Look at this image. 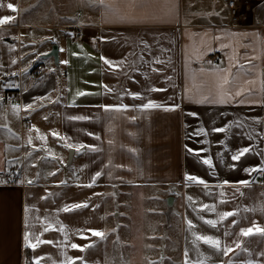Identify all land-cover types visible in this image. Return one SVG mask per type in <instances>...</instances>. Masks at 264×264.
Segmentation results:
<instances>
[{
    "label": "crops",
    "instance_id": "1",
    "mask_svg": "<svg viewBox=\"0 0 264 264\" xmlns=\"http://www.w3.org/2000/svg\"><path fill=\"white\" fill-rule=\"evenodd\" d=\"M56 1L0 0V18L12 17L0 25V264H136L118 258V237L108 242L109 194L126 187L166 203V222L179 220L177 242L164 228L165 241L137 248V264H264V236L238 237L247 251L227 254L196 240L231 243L241 227H264V0L235 26L223 0ZM55 45L58 63L47 57ZM9 93L20 103H6ZM226 211L238 215L220 221ZM147 228L138 234L156 233ZM26 234L52 243L33 250Z\"/></svg>",
    "mask_w": 264,
    "mask_h": 264
},
{
    "label": "rangeland",
    "instance_id": "2",
    "mask_svg": "<svg viewBox=\"0 0 264 264\" xmlns=\"http://www.w3.org/2000/svg\"><path fill=\"white\" fill-rule=\"evenodd\" d=\"M58 4L59 1L52 0ZM60 3V2H59ZM61 4H66L65 1L61 0ZM50 5V4H48ZM54 5V4H53ZM64 11V10H63ZM66 11V10H65ZM75 27L73 26L70 38L73 39V33ZM16 143V142H15ZM5 147L0 144V150ZM11 149V148H9ZM18 150L15 148L14 150ZM14 157L17 155L14 154ZM10 157V155H9ZM0 157V166L4 167L6 165L5 160ZM19 160H15V163H19ZM8 165H11L9 163ZM63 171H66L64 165H61ZM151 193L137 192V188H123L119 189V192L112 193L110 191L108 199V210H107V229L109 233V243L112 246L115 237L119 239L121 244V253L118 254V258L126 261L128 259L133 260L137 264V248L146 246L149 243L159 244L166 240L167 236L164 233V228L170 226L171 234L169 242H177L178 239V226L179 220L176 216L173 217L172 222H166L165 213L167 211L166 203H159L153 201H143V199H149ZM140 211V218H137V211ZM116 213L118 217H116ZM139 217V216H138ZM141 226L143 229L148 227L151 228L156 233L138 234V228ZM150 229V230H151ZM143 237V238H142ZM148 237H153L152 240H148ZM159 256V255H157Z\"/></svg>",
    "mask_w": 264,
    "mask_h": 264
},
{
    "label": "snow or ice",
    "instance_id": "3",
    "mask_svg": "<svg viewBox=\"0 0 264 264\" xmlns=\"http://www.w3.org/2000/svg\"><path fill=\"white\" fill-rule=\"evenodd\" d=\"M0 7H3V5L0 4ZM7 8L9 10H11L13 13L18 11L17 6L14 5V4H11V3H9L7 5ZM11 21H12V17H8V16L2 17V18H0V25L9 24V23H11ZM101 59L104 60L105 64H108V65L111 66V62L108 59H106L104 57H101ZM64 63H67V61H64ZM152 90L156 91L157 89H152ZM78 95L82 96V95H85V93H78ZM133 98L139 99L140 97L138 95H134ZM144 107H146V108H155V107H160V105L154 104L152 102H149ZM105 110H110V109L106 108ZM116 110H119V109H116ZM72 119L83 120L84 117H82V116L72 117ZM215 131L216 132H225L226 129L217 128V129H215ZM53 135L54 136H58L57 133H53ZM205 135H206V133H205ZM40 139L43 140V139H46V138L44 136H41ZM66 146L69 147V148H75L76 151H79L81 148L85 147V145H82V144L79 145L78 147L75 146V145H71V144L66 145ZM188 151L191 153V152H193V149H188ZM251 151H252L251 148H248V147L242 148V149L238 150L231 157V159L233 161H240L241 157L245 156L247 153H250ZM203 163L208 165L209 168L214 167L213 161L210 158L209 159H204ZM245 171L254 172V171H257V169H254V168L253 169H245ZM259 171L264 172V168L259 169ZM97 175H99V173ZM187 180L188 181H192V182H197V183H200V184H204L205 187H207V184H206V182L204 180L198 179L195 176L189 175V176H187ZM29 183H31V181H29ZM225 183H227V181H225ZM240 183L242 185H244L245 187H247V186L250 185L251 182H249V181H241ZM191 199H192V197H189V200H191ZM80 207H87V205L86 204L85 205L76 204V205L72 206V208H80ZM203 208L215 211V206H211L210 207L209 205H203ZM70 210L71 209L68 208V207H66L64 209L65 212L70 211ZM245 210L247 211V209H245ZM262 210H264V209H262ZM237 215H238L237 212L226 211V212H223V213L219 214V220L220 221H224V220H227L230 217H235ZM201 219H203V218H201ZM204 223L207 224V225L212 226L213 228H216L218 226V221H216V220H204ZM232 223H233V226H236L238 222L233 221ZM188 225H189V228H194L195 227V225L193 224V222L191 220L188 221ZM51 227H52L51 224L46 225L45 228H44V231H48ZM90 231H91V235L92 236L104 238V233L103 232L96 231V230H90ZM30 235L31 234H26L25 240L27 241V246L32 248L33 250H35L36 247L39 244H51L52 243L51 240H40L39 237H37L35 239V242L33 243L32 240L30 239ZM223 235L224 236H234L236 234L229 233L228 231L225 230ZM255 235L264 236V227H261L257 223L253 222L251 224V226H249V227H241V228H239L238 235L236 236L235 239H233L231 241V243L228 242V241H222V239L219 238V237H213V236H207V235H196V240L202 241L205 245H208L214 252H220V253H223V254H227L229 252H234L237 249H240L242 251H247V249L242 247V244H241V242H240L238 237H252V236H255ZM82 238L87 239L88 237H82ZM92 246H93L92 244H88V245H85V246H80V245H77V244H72L71 245V247L73 249H78L79 251H85L87 248H90ZM185 255L187 256L188 253L186 252ZM260 255L264 256V253H260ZM41 259H43V257L37 258L35 260L34 264H40V260ZM77 260H82V258H80V257L70 258L68 260V264H76ZM185 264H188L187 260L185 261ZM195 264H204V261L197 260L195 262ZM247 264H252V261H248Z\"/></svg>",
    "mask_w": 264,
    "mask_h": 264
},
{
    "label": "built area",
    "instance_id": "4",
    "mask_svg": "<svg viewBox=\"0 0 264 264\" xmlns=\"http://www.w3.org/2000/svg\"><path fill=\"white\" fill-rule=\"evenodd\" d=\"M229 9L230 23L232 26L241 25L244 21L249 18V16H254L257 11V0H223ZM83 39V31L80 27H75L73 33L74 41H81ZM36 74L42 76L44 74L43 69L38 67L36 69ZM6 103L9 104H19L20 98L16 93H9L5 97ZM31 125L30 122L25 123V128H29ZM261 180L257 182L258 185H261Z\"/></svg>",
    "mask_w": 264,
    "mask_h": 264
},
{
    "label": "water",
    "instance_id": "5",
    "mask_svg": "<svg viewBox=\"0 0 264 264\" xmlns=\"http://www.w3.org/2000/svg\"><path fill=\"white\" fill-rule=\"evenodd\" d=\"M47 57H53L55 62L58 63L59 61V50L58 47L55 45L52 48V51L47 55Z\"/></svg>",
    "mask_w": 264,
    "mask_h": 264
}]
</instances>
